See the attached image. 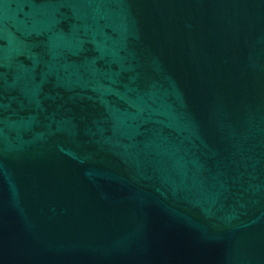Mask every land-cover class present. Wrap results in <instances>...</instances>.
<instances>
[{
	"label": "water",
	"instance_id": "95a60500",
	"mask_svg": "<svg viewBox=\"0 0 264 264\" xmlns=\"http://www.w3.org/2000/svg\"><path fill=\"white\" fill-rule=\"evenodd\" d=\"M0 264H264V0H0Z\"/></svg>",
	"mask_w": 264,
	"mask_h": 264
}]
</instances>
